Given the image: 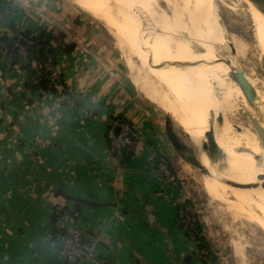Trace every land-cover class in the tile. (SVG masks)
Instances as JSON below:
<instances>
[{
	"label": "crops",
	"instance_id": "1",
	"mask_svg": "<svg viewBox=\"0 0 264 264\" xmlns=\"http://www.w3.org/2000/svg\"><path fill=\"white\" fill-rule=\"evenodd\" d=\"M67 14L48 0H0V37L15 41V28L51 32L65 80L54 94L31 88L28 65L38 63L23 50L14 63L18 39L0 42V264H200L181 226L178 190L158 172V154L170 156L164 130L105 71L85 18L73 23ZM114 116L136 129L129 163L109 150ZM79 198L97 205L77 207ZM59 206L64 228L88 235L93 256L63 258L53 239Z\"/></svg>",
	"mask_w": 264,
	"mask_h": 264
},
{
	"label": "bare ground",
	"instance_id": "2",
	"mask_svg": "<svg viewBox=\"0 0 264 264\" xmlns=\"http://www.w3.org/2000/svg\"><path fill=\"white\" fill-rule=\"evenodd\" d=\"M246 1L254 15L264 21V12L256 3ZM74 2L103 22L118 39L133 74L138 70L134 56L140 58L146 74L143 78L134 76V84L148 99L169 113L195 144L201 146L204 143V127L207 134L213 132L218 148L214 152V160L206 152L200 156L202 164L211 168L213 174L211 178H204V188L213 199L233 203L229 207L240 215L254 214L251 220L264 229V158L256 165L252 159L258 142H263L254 124L264 130V80L260 81L242 71L253 88V94L248 98L249 88L237 75L241 69L230 62L233 57L228 62L222 56L220 48L229 44L227 37V44H219L217 39L223 35L218 23L202 25L201 9L209 10L208 6L213 2ZM122 18L133 26V29L129 28L131 31L123 27ZM203 54L206 55L204 58L209 56L217 66L211 64L209 57L202 59ZM225 70L229 77L225 75ZM259 84H262L263 90L258 88ZM206 145L204 149L210 150ZM242 248L236 244L235 253L241 259L244 258Z\"/></svg>",
	"mask_w": 264,
	"mask_h": 264
},
{
	"label": "rangeland",
	"instance_id": "3",
	"mask_svg": "<svg viewBox=\"0 0 264 264\" xmlns=\"http://www.w3.org/2000/svg\"><path fill=\"white\" fill-rule=\"evenodd\" d=\"M48 1L60 10L62 16L66 15L68 11L67 15L73 23L72 19L78 22L75 19L78 13L79 16L85 18V24L89 25L91 29L89 34L94 37L93 39L96 42L99 41L95 54L102 59L105 71L115 74L117 79H122L126 82L127 87L131 89L132 101L140 103L146 112H150L151 115L157 118V124L164 130L165 137L170 144V156H161L160 159L164 158L166 160L169 171L174 177L169 183L175 185L178 190L181 214L185 212V215L189 213L188 211L194 213L197 221L202 226L205 239L207 238V242L210 243L213 251H215L217 264H264V229L251 220L255 215H249L248 213V218L246 215H240V213L229 207L234 205L233 203L213 199L204 188V178H211L213 174L211 168H207L202 164L200 156L202 152H206L209 158L213 160L215 158V153H210V150L204 149V144H208V148H210L207 129L203 128V133L205 134L203 136L204 143L198 146L169 113L165 112L157 103L148 99L143 91L136 87L133 77L143 78L146 74L145 66L140 58L134 56L138 70L133 74L127 63L126 52L122 45L103 22L83 10L74 0ZM208 1L213 2V4L211 5L209 2V10L201 9V12H203L201 22L203 26L207 23H218L220 34L224 36L217 39L219 44H227L225 41L227 37L229 44H227V47L220 48L225 61L229 62L233 57V61L230 62H234L245 74H252L260 81L264 80V41H262L264 39V21L259 20L254 15L250 4L246 0ZM163 7L167 9L165 6ZM122 20L124 23L123 27L131 31L133 26L131 27L123 18ZM205 56L203 54L202 59L209 57L204 58ZM209 60L212 65L217 66L210 57ZM225 75L229 77L227 70H225ZM258 88L263 90L262 84H259ZM111 123L116 125L118 122L111 121ZM169 130L175 139L172 140L169 137V133H167ZM262 143L258 142L256 151L253 153L254 165L263 162ZM214 169L217 168L214 167ZM251 169L255 170L253 167ZM262 182L264 183V178ZM192 241L194 243L195 240ZM236 244L240 248H244H242L243 259L235 253ZM195 256L198 263L209 264L208 259L205 258V250L201 252L196 250Z\"/></svg>",
	"mask_w": 264,
	"mask_h": 264
},
{
	"label": "trees",
	"instance_id": "4",
	"mask_svg": "<svg viewBox=\"0 0 264 264\" xmlns=\"http://www.w3.org/2000/svg\"><path fill=\"white\" fill-rule=\"evenodd\" d=\"M19 28H15L14 32H17ZM23 37L24 39H28L29 41H31L33 43V46H30L29 50H31L33 47L36 48L37 50V54L36 56H34L33 58L36 59L38 65H40L41 67L35 70H32L30 64L28 65L29 69L31 70V76L32 79L29 82V86L33 89L36 90H40L41 92H47V93H56L57 89H58V85L59 84H64L65 85V80H64V76L63 75H59L57 73V64H58V55L56 52V49L54 47V43L53 41L57 40L56 37L51 33L48 32L44 29H41L38 33H34L30 30L24 29L23 32ZM16 39H18V37L15 38V41L12 40L10 42H16ZM4 41L6 42V44L10 43L8 41V38H4V37H0V42ZM25 40L22 41L20 40V48L19 47H10V45H8L10 47L11 53L13 55V62L17 63L20 61L21 59V46H26L25 44ZM32 60V59H31ZM49 66L51 68H49ZM112 121H117L118 123L116 124V128H120L124 123H127L130 125L131 130L135 133L136 129L133 126V123L126 120L125 118H123L122 116H114L112 118ZM111 125H109L108 128V132H107V138L109 141V150L110 153L114 156H122V162L125 163H129L130 160L133 157V149L132 147L134 146H130V147H126L124 149L121 150V152H116L113 149L112 146V141L109 138V130L111 129ZM169 136L171 137V139H175V137L172 135L171 131L169 130ZM133 137V135H132ZM134 140L137 139L136 136L133 137ZM162 155L157 156V161H160V157ZM75 211H77V209L73 210V213H75ZM67 211L63 208L61 212L57 213L56 209L55 212L53 214V221L55 224L54 230H53V239L54 241L60 246L61 249L64 248L65 246V237L67 235V230L63 227H59V221L60 219L63 217V215H65ZM186 233L187 236L192 237L197 244V249L199 250V252L205 250L206 251V257L208 259L209 264H217V259L216 256L214 254V252L212 251V249L210 248V246L208 245L207 240L205 239L204 235H203V229L201 224L197 221L196 218V222L194 224L193 227H187L186 228ZM88 235L84 234V244L87 243L89 241V239L87 238ZM107 263H110L106 260Z\"/></svg>",
	"mask_w": 264,
	"mask_h": 264
},
{
	"label": "built area",
	"instance_id": "5",
	"mask_svg": "<svg viewBox=\"0 0 264 264\" xmlns=\"http://www.w3.org/2000/svg\"><path fill=\"white\" fill-rule=\"evenodd\" d=\"M23 28H19L17 31V37L18 40L15 44L16 47L20 48V40L24 39L23 37ZM30 46H33V43L31 41H27L26 46H21V49L25 52V56L30 57L34 62L36 59L33 57L36 56L37 50L35 47H33L31 50H29ZM37 62V61H36ZM38 68L41 66L38 65ZM49 68H51L49 66ZM111 123V129L109 130V138L112 141V146L113 149L120 152L122 149L128 147V146H133L136 142V140L133 139L134 136L137 137V133L133 132L131 130V127L129 124L125 123L124 125L121 126L120 133L117 135L116 134V125H112ZM133 135V137H132ZM158 172L160 175L166 180V181H171L174 179L173 175H171L169 171L168 164L164 158H161L160 161L158 162ZM62 207H57L56 211L57 213L62 211ZM189 213L182 212L181 217H182V222L184 225L187 227H193L195 222H196V217L194 216V213ZM65 215H63L64 217ZM63 217L60 219L59 224L61 227L64 228V225H62V220ZM84 232L80 229H75L72 232L67 231V235L65 237V246L63 249H61L62 256L65 260L68 262H76L82 258L90 257L93 256L95 253V246L93 242L88 241L87 243L84 244ZM101 264H114V263H107L106 260L103 258L101 260Z\"/></svg>",
	"mask_w": 264,
	"mask_h": 264
},
{
	"label": "water",
	"instance_id": "6",
	"mask_svg": "<svg viewBox=\"0 0 264 264\" xmlns=\"http://www.w3.org/2000/svg\"><path fill=\"white\" fill-rule=\"evenodd\" d=\"M254 3H256V5L260 8L261 11L264 12V0H253ZM237 75L240 77V79L244 82V84H246L249 88V91L247 92V96L248 98H251L252 94H253V88L252 86L248 83L244 73L242 71H238ZM254 127L256 128L260 138L262 139L263 143H264V130L262 127H260L257 124H254ZM120 133V128L116 129V134L118 135ZM208 137H209V141H210V150L214 153L217 151V146L214 140V136H213V132L210 131L208 132ZM206 147H208V144L206 145ZM80 203H85L87 205L90 206H95L97 205L96 203H94L93 201L87 200V199H83V198H79L78 199V204L77 207L80 206ZM181 226H184V224L182 223ZM189 257V256H188Z\"/></svg>",
	"mask_w": 264,
	"mask_h": 264
}]
</instances>
